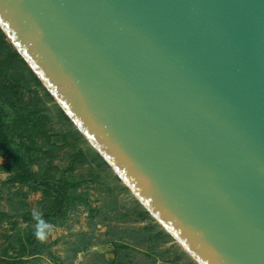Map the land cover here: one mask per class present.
Segmentation results:
<instances>
[{
    "label": "water",
    "instance_id": "95a60500",
    "mask_svg": "<svg viewBox=\"0 0 264 264\" xmlns=\"http://www.w3.org/2000/svg\"><path fill=\"white\" fill-rule=\"evenodd\" d=\"M0 29L196 264H264V0H0Z\"/></svg>",
    "mask_w": 264,
    "mask_h": 264
},
{
    "label": "trees",
    "instance_id": "16d2710c",
    "mask_svg": "<svg viewBox=\"0 0 264 264\" xmlns=\"http://www.w3.org/2000/svg\"><path fill=\"white\" fill-rule=\"evenodd\" d=\"M52 102V96L0 29V158H5V162L0 164V172L10 174L9 184L28 188V192L23 194L24 197L29 192H40L44 196L40 202L43 206L42 213H38L39 219H30L31 222L35 220V226L29 224L24 229L17 228L16 233L8 237L16 240L0 253V264H14L12 261L40 255L41 246L36 236L39 220L47 225L64 224L68 211L75 209L78 203L89 206L87 192L79 191L82 184L100 183L103 173L107 169L112 171L91 146L86 151L79 148L80 142L85 139L57 104L56 119L71 128L65 132H55L49 106ZM57 136L62 137L60 144L55 140ZM62 150L66 151L68 163L60 168L54 164V160ZM77 165H86L87 173H76ZM115 180L120 181L117 176ZM120 190L129 191L125 186ZM2 192L3 189L0 188V200L3 198ZM19 195L20 191L13 193L10 203L27 204ZM91 211L94 217L101 208H91ZM134 213L140 219L154 222L141 205ZM1 215L0 223L16 214ZM109 218L105 217V221ZM48 230L49 227L44 229L45 234ZM148 230L155 231L152 227ZM21 233L26 237L27 244L21 241ZM153 235L150 249L172 239L163 229ZM114 243L118 249L124 247Z\"/></svg>",
    "mask_w": 264,
    "mask_h": 264
},
{
    "label": "rangeland",
    "instance_id": "374dc122",
    "mask_svg": "<svg viewBox=\"0 0 264 264\" xmlns=\"http://www.w3.org/2000/svg\"><path fill=\"white\" fill-rule=\"evenodd\" d=\"M49 106L50 114L54 119L55 132H65L71 128L68 124L56 119L55 102L50 103ZM61 139V136L55 138L59 144ZM79 146L84 151L91 148L86 140L81 141ZM65 152V150L58 152V157L54 160V164L60 168L68 163ZM4 162L5 158H0V164ZM34 168L37 169V166ZM86 168V165H77L75 172L87 173ZM102 176L100 183L86 182L79 188L80 192H87L86 199L89 206L78 203L75 209L68 211L64 224H50L44 238H38L41 246L40 255L27 256L21 261H12V263L196 264L173 239L150 249L149 246L153 244L150 240L154 237L153 233L160 232L162 228L155 222L150 223L148 220L137 217L134 212L140 208V204L129 191L120 190L124 185L115 180L112 171L107 169ZM9 179L10 174L0 172V188L3 189L0 218H2L1 213L16 214L0 223V253L16 240L8 239V237L13 236L17 228L24 229L29 224L35 226V220L31 222L30 219H34V213H42L43 206L40 204L44 197L42 193L29 192L24 197L23 194L28 192V188L13 186L8 183ZM17 191H20L19 196L23 197L27 204L10 203V196ZM91 208H101V211L95 213L93 217ZM107 216L110 218L105 221ZM151 227L155 229L154 232L148 230ZM21 236V241L27 244L23 233ZM114 242L124 247L118 249ZM19 244L20 242L17 243V248ZM11 254L12 252L9 255Z\"/></svg>",
    "mask_w": 264,
    "mask_h": 264
},
{
    "label": "clouds",
    "instance_id": "9594fccd",
    "mask_svg": "<svg viewBox=\"0 0 264 264\" xmlns=\"http://www.w3.org/2000/svg\"><path fill=\"white\" fill-rule=\"evenodd\" d=\"M34 218L39 219L38 214L34 213ZM49 227L43 220H39V224L37 225L36 236L40 239H43L45 236L44 229Z\"/></svg>",
    "mask_w": 264,
    "mask_h": 264
}]
</instances>
